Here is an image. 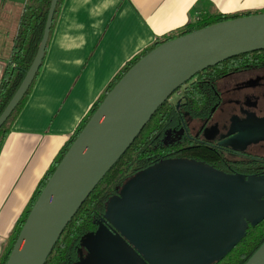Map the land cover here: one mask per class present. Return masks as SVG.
<instances>
[{
	"label": "water",
	"instance_id": "95a60500",
	"mask_svg": "<svg viewBox=\"0 0 264 264\" xmlns=\"http://www.w3.org/2000/svg\"><path fill=\"white\" fill-rule=\"evenodd\" d=\"M57 0L35 55L0 113V127L44 56ZM264 49V11L212 22L151 48L106 92L32 203L4 264H45L63 229L159 105L196 72ZM264 136V135H263ZM264 218V175L204 161L160 159L126 179L104 217L82 237L74 264H211ZM243 264H264V240Z\"/></svg>",
	"mask_w": 264,
	"mask_h": 264
},
{
	"label": "crops",
	"instance_id": "0c3cea01",
	"mask_svg": "<svg viewBox=\"0 0 264 264\" xmlns=\"http://www.w3.org/2000/svg\"><path fill=\"white\" fill-rule=\"evenodd\" d=\"M255 10L264 0H63L42 68L0 145V257L38 183L127 60L200 13ZM17 23L0 30V78Z\"/></svg>",
	"mask_w": 264,
	"mask_h": 264
},
{
	"label": "trees",
	"instance_id": "16d2710c",
	"mask_svg": "<svg viewBox=\"0 0 264 264\" xmlns=\"http://www.w3.org/2000/svg\"><path fill=\"white\" fill-rule=\"evenodd\" d=\"M62 2L63 0H57L44 56L55 24L56 16ZM49 3L50 0H25L22 6L18 17L16 33L13 38L14 41L9 54V60L0 80V113L13 95L35 55L42 35ZM261 11L264 10L241 11L236 13H224L221 11L200 13L198 15L197 21H194L195 23L190 20L182 27L156 36L149 46L145 47L129 60H127L121 69L116 73V75L109 81L103 93L93 103L89 112L80 121L75 131L68 137L64 146L60 149L57 156L53 160L51 167L38 183V186L36 187V190L34 191L28 203V206L26 207L22 216L17 220L16 228L10 236L6 248L0 257V264H4L16 235L32 203L39 194L45 181L61 159L63 153L66 151L81 127L87 121L93 110L103 99L106 92L137 59H139L143 54L156 46L158 43L167 39L176 37L193 29L222 19ZM44 56L26 92L23 94L8 118L0 127V145L9 126L20 113L33 88L39 71L42 68ZM249 58L256 59L258 61H264V49L248 51L234 55L216 63L213 66L196 72L189 79L193 80L190 88H196L197 83L202 80V78L213 75L218 71L219 68H229L233 65H244ZM178 98L173 101L166 99L161 105L158 106L140 133L136 136L126 151L98 181L96 186L86 197L71 220L67 223L57 242L53 246L52 251L48 255L45 264H74L79 258V249L81 247L82 237L84 234L97 228L99 220L104 217L106 202L111 196L119 194L123 182L135 173L143 170L158 160L170 158L171 151H183V144H178L177 146L167 145L162 139L164 131H166L168 127L175 125L176 118L181 114V112H183V99L179 100ZM189 99L190 98H188V100ZM188 105H190L194 110L200 108L197 94L195 98L192 97V99L188 101ZM263 240L264 218L254 225L249 223L243 238L223 258L216 260L211 264H243Z\"/></svg>",
	"mask_w": 264,
	"mask_h": 264
},
{
	"label": "flooded vegetation",
	"instance_id": "af4514ba",
	"mask_svg": "<svg viewBox=\"0 0 264 264\" xmlns=\"http://www.w3.org/2000/svg\"><path fill=\"white\" fill-rule=\"evenodd\" d=\"M192 81L168 97L184 103L175 125L163 134L167 145L183 144V151H171L170 158L201 160L245 176L264 175V61L249 58L244 65L219 68L196 88H190ZM196 94L200 108L194 110L188 101Z\"/></svg>",
	"mask_w": 264,
	"mask_h": 264
},
{
	"label": "rangeland",
	"instance_id": "374dc122",
	"mask_svg": "<svg viewBox=\"0 0 264 264\" xmlns=\"http://www.w3.org/2000/svg\"><path fill=\"white\" fill-rule=\"evenodd\" d=\"M22 1L12 2L10 0H1L0 1V30L2 31L6 26L9 32H12L15 29L16 20L18 18ZM225 82H228L226 80ZM217 118V115L215 116ZM178 159V158H174Z\"/></svg>",
	"mask_w": 264,
	"mask_h": 264
}]
</instances>
